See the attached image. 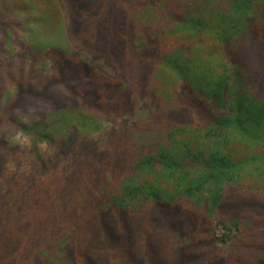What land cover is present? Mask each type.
Returning <instances> with one entry per match:
<instances>
[{
    "label": "trees",
    "instance_id": "trees-1",
    "mask_svg": "<svg viewBox=\"0 0 264 264\" xmlns=\"http://www.w3.org/2000/svg\"><path fill=\"white\" fill-rule=\"evenodd\" d=\"M60 1L62 8L50 2L57 21L52 33L60 40L49 52L57 76H45L43 83L32 76L4 110L48 149L14 150L18 168L6 189L0 160V264H217L207 248L198 250L207 247L201 238L208 232L226 243L208 227L212 217L225 229L264 226V207L254 196L227 190L244 163L258 156L235 162L218 143L229 132L264 142V100L235 87L226 65L227 72L218 74L209 60L170 51L162 41L205 35L229 45L263 24L264 0ZM35 45L30 57L40 53L41 43ZM261 67L264 78V60ZM170 71L180 82V101L161 89ZM140 74L159 106L154 110L153 97L140 87V99L150 100L152 111L137 122L128 79ZM86 104L107 120L128 117L149 140L136 148L133 124L92 138L102 125L85 123ZM213 108L220 110L217 117ZM28 111L48 114L22 118ZM187 112L213 117L202 131L213 146L201 149L188 140L181 123ZM0 145L8 146L1 136ZM256 248L253 264H264V237Z\"/></svg>",
    "mask_w": 264,
    "mask_h": 264
},
{
    "label": "rangeland",
    "instance_id": "rangeland-1",
    "mask_svg": "<svg viewBox=\"0 0 264 264\" xmlns=\"http://www.w3.org/2000/svg\"><path fill=\"white\" fill-rule=\"evenodd\" d=\"M50 2H55L58 8L59 6L62 8L60 0H0V136L1 139H5L8 143V146L0 145V160L2 161V166L4 165V176L6 179V182L2 183L4 189L7 188L9 181L13 179L11 172L17 167L14 161L18 159L13 160L11 156L14 150L17 151V155H22L28 149L33 148L34 145L42 152L48 149L47 143L41 141L42 138L39 137V139L37 137L38 140H35V135H33L32 131L25 130L20 124L12 123L9 113L4 110L7 100L9 101L13 98L15 90L20 84L24 85V82H27L28 79L35 77L40 83H43L46 79L45 76H57L55 74V59L49 52L52 46H60V40L56 39L52 33L57 21L54 20V14L56 13L53 12ZM178 9L183 10L182 7H178ZM261 24L252 32L241 35L229 45H222V43L216 42L205 35L188 37L187 34H184L182 39H177V37H170L167 40L163 39L162 45L170 51L182 50L185 56H195L194 60L199 59V61L206 62L209 60V62L216 65L218 74L227 72L226 65L230 69L229 74L232 75L235 87L246 91L257 99L264 100V78L261 72V63L264 60V18L263 24ZM154 32L149 33L150 36L154 35ZM151 39L157 41L156 37H151ZM37 40L42 46H40V53L30 57V48L36 47ZM211 52H215L216 56L212 57L210 55ZM85 54L87 57L92 56L90 52ZM157 66L158 64H156L155 68ZM102 69L110 71L107 64L102 65ZM164 80L165 78L161 79L160 83L161 89L163 88L164 90L162 91L164 93L168 92L172 97H176V100L180 101L177 95L181 86L179 85L180 82H176L171 71L168 72L167 81L164 82ZM128 82L134 85L133 87L135 88V96L137 97V115L135 118L137 122H141L151 116L149 111L152 110L150 109V100L141 101L139 88L144 87L145 91L153 97L154 110L159 106V100L155 96L154 88L147 85V78L144 75L140 74L138 77H131ZM85 108L87 109L85 110V123H88L90 128H98L97 121L102 125L101 127L99 126V131H95L96 133L92 134L90 132L93 135L91 136L92 138L98 139L101 134H104L107 129L112 127L123 130L129 129L132 124L134 125V122L131 123L128 117L118 120L117 115L112 113L114 115L110 116V120H107L105 119L106 114L99 110L93 109L87 104ZM219 112L220 110L213 108L212 114H210L213 117H217ZM47 114L48 112L28 111L25 115L22 114V118L30 116L36 119L40 115L44 116ZM169 115L172 116V112ZM185 115L187 117H184L181 123L187 126L185 134L189 138L188 140L194 142L196 144H194L195 147H201V149L213 146L209 140L205 139L202 133L204 129L215 121L213 117L209 119L210 116L206 115V119L205 116L196 112H187ZM79 117L76 116L74 120L79 119ZM155 120L152 117L149 123ZM158 121L159 118L157 117L156 122ZM134 126L135 131L133 132L134 139H132V142L136 148L142 149L140 146L144 143V139L146 141L149 140V135L146 133L142 135L143 129L140 131L139 125L136 123ZM64 130L62 129V131ZM218 143L220 148L227 147L226 151L232 154L235 162H245L250 156H258L257 161L250 164H247L248 162L244 163L245 166L241 175L236 178V181L226 187L228 191L234 192L237 196H254L253 201L255 204L258 203L264 207V142L257 139H249L246 135H240L236 132H229L226 136V141L219 139ZM127 145L132 146L131 141ZM19 179L16 178L14 181ZM21 181L25 183L22 179ZM114 189L112 188V192H114ZM0 192L3 193V191ZM7 207L11 212L15 211L13 206L7 205ZM254 216L252 219H254ZM209 222L210 226L208 227L214 232V236L225 240L226 243L215 240L212 232H208V236L204 235V238H201L207 243V247H201L198 250L202 251L207 248L206 250H209L211 254V259L215 263L218 262L217 264H220V262H225V264H253L259 253L256 245L264 237L263 225H259L257 228L251 225L250 228L249 225L242 224L238 228L233 226L230 229H225L223 225L219 224L216 217H212Z\"/></svg>",
    "mask_w": 264,
    "mask_h": 264
}]
</instances>
